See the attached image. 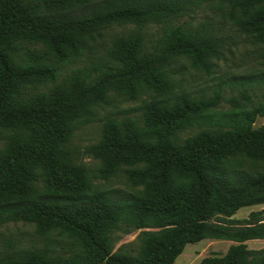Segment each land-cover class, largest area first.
Segmentation results:
<instances>
[{
    "label": "trees",
    "instance_id": "16d2710c",
    "mask_svg": "<svg viewBox=\"0 0 264 264\" xmlns=\"http://www.w3.org/2000/svg\"><path fill=\"white\" fill-rule=\"evenodd\" d=\"M205 1L237 40L184 22L194 1L0 0V228L32 225L49 244H9L0 264H175L187 245L206 239L235 245L199 264H264V249L247 245L264 240V210L234 218L264 205V126L254 127L264 117V70L223 80L208 95L184 87L178 68L211 75L236 42L261 48L264 59V0ZM91 6L87 16H69ZM116 26L130 29L111 36L107 63L61 78L62 66ZM150 26L159 29L153 41ZM224 88L239 93L227 98ZM248 89L261 90V99ZM113 96L142 100L140 115L108 118L92 153L103 173L122 171L143 188L133 203L94 194L93 172L72 146ZM40 184L73 195L33 201ZM136 231L135 250L114 251L116 233ZM52 239L67 250L54 254Z\"/></svg>",
    "mask_w": 264,
    "mask_h": 264
},
{
    "label": "rangeland",
    "instance_id": "374dc122",
    "mask_svg": "<svg viewBox=\"0 0 264 264\" xmlns=\"http://www.w3.org/2000/svg\"><path fill=\"white\" fill-rule=\"evenodd\" d=\"M163 1V0H156ZM166 1V0H164ZM198 2L192 6L193 12L190 16L183 19L184 22H189L193 27L206 28L220 35L231 36L237 40L234 35V30L224 20H222L217 11L212 7L211 1L205 0H188ZM92 9L91 7L76 10L71 12V17L87 16ZM130 27H113L103 31V39L93 48L90 53L84 55L80 60L67 64L61 67V78L65 77L73 69L80 68L91 62L107 63L108 56L106 51L110 45L111 36L119 32H127ZM159 29L156 26L147 28V39L153 41L158 35ZM233 55L225 60L217 62V67L211 75L195 72L188 68L187 63H182L178 68L182 71L183 86L193 91L205 92L211 95L219 86V83L228 79L246 78L253 72H261L264 70V59L259 55L261 48H253L245 42H236ZM264 50V49H263ZM249 90V94L254 102L261 99V90ZM239 93V88H224L222 95L224 97L236 96ZM112 104L104 107L99 111L97 120L88 125H82L75 133L72 140V146L76 150L77 163L87 166L93 172V193L104 192L111 200L125 201L133 203L137 197H144L143 188L135 186L130 182L124 172L116 171L114 173H103L104 166L99 160L93 157L92 148L97 145L102 136V126L108 118L115 117L121 121L124 118H135L140 115V107L142 100L130 102L122 97L113 96ZM223 109H229V106L222 104ZM264 126V117L258 118L254 127L260 128ZM4 133L0 132V145L4 142ZM33 201L36 199L53 200L63 202L67 197L73 195L69 190H58L40 184L35 190ZM93 193H83L90 196ZM78 194V193H77ZM75 195V194H74ZM79 195V194H78ZM15 204L19 203L14 202ZM264 206L256 205L240 209L235 215V219L242 220L249 216L251 212L258 211ZM140 231H136L130 235L122 233L115 234V248L117 251L120 247L135 250L138 246L137 235ZM54 241L48 247L54 254L67 250L66 242ZM230 241L226 240H211L206 239L198 243L189 244L186 246L183 253L177 258L175 264H199L204 258L210 256L225 255L230 247ZM9 244L16 245L18 248H39L44 249L49 245L43 238L36 236L35 229L32 225L24 223H10L0 228V252L6 251ZM251 250L264 249V240H255L248 245Z\"/></svg>",
    "mask_w": 264,
    "mask_h": 264
},
{
    "label": "crops",
    "instance_id": "0c3cea01",
    "mask_svg": "<svg viewBox=\"0 0 264 264\" xmlns=\"http://www.w3.org/2000/svg\"><path fill=\"white\" fill-rule=\"evenodd\" d=\"M261 206H264V205H261ZM261 210H264V208H262ZM261 210H258V211H261ZM253 241H255V240H253ZM253 241H248L247 242V245H250V243H252ZM231 242V241H230ZM232 245H235V243L234 242H231L230 243V246H232ZM230 248V247H229Z\"/></svg>",
    "mask_w": 264,
    "mask_h": 264
}]
</instances>
